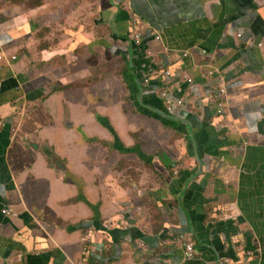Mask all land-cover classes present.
Wrapping results in <instances>:
<instances>
[{"label":"crops","instance_id":"obj_1","mask_svg":"<svg viewBox=\"0 0 264 264\" xmlns=\"http://www.w3.org/2000/svg\"><path fill=\"white\" fill-rule=\"evenodd\" d=\"M221 262L264 264V0H0V264Z\"/></svg>","mask_w":264,"mask_h":264},{"label":"built area","instance_id":"obj_2","mask_svg":"<svg viewBox=\"0 0 264 264\" xmlns=\"http://www.w3.org/2000/svg\"><path fill=\"white\" fill-rule=\"evenodd\" d=\"M137 45L140 44L141 37L140 35H137L135 37ZM157 41H161L160 38L156 39ZM148 56H152L150 52L147 53ZM184 57H187V55H184ZM173 74L171 71L165 70V71H158L153 68H148L147 71L143 74V85L149 86L152 84L153 80H160L161 86L159 87V97L161 100L164 101L166 106L167 112H172L176 108H182L184 105V101L180 99L172 100L169 98V95L171 96L170 92L168 91V84L171 83L173 80L172 78ZM210 77H214L213 73H209ZM189 83H192V80H188ZM165 83V84H164ZM178 94H181L182 92L180 90L177 91ZM222 109L223 106L219 105L218 108V115H222ZM6 215L11 214V210L5 211ZM184 254H185V261L186 262H193L195 258V251L192 245L190 244H184ZM221 264H224L221 262Z\"/></svg>","mask_w":264,"mask_h":264}]
</instances>
